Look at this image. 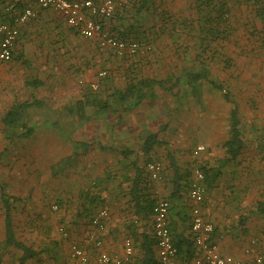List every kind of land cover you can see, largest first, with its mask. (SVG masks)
<instances>
[{
	"label": "crops",
	"instance_id": "crops-1",
	"mask_svg": "<svg viewBox=\"0 0 264 264\" xmlns=\"http://www.w3.org/2000/svg\"><path fill=\"white\" fill-rule=\"evenodd\" d=\"M2 1L0 0V2ZM101 22L104 28H108L109 31H115L116 28L113 25L116 26L121 23H115L114 19H101ZM48 24L51 28H54L53 35L57 38V47H59L57 50L59 52L55 50V54L66 53L67 56L73 57L75 53L76 55L83 53V51L78 52L79 47L77 48L75 39H73L74 37H80L78 32L73 27L68 26L57 11L42 9L34 20L29 21L20 28V34L11 60L0 61V93H2V97H0L6 103V105H2L4 111L0 112V171L3 165L9 167L19 164V162H25L21 174L18 175L20 181L18 192L11 190L12 180L10 177L5 175L0 177V264H78L69 256V247L73 243L83 248L89 260H93L99 251L119 256L123 253L124 239L131 236L127 226L129 221H136L137 226H139L137 232H142L144 228L151 233L144 220L138 222L136 217L129 215V210L124 209V202L118 201L120 196L117 195L119 191L117 185L120 181L116 182V180H120L121 174L126 171L123 165H126L130 159L139 156L136 153H139L141 141L137 138V134L141 131L156 133L160 141L148 154L151 157L149 162L159 161L162 165L161 172H158L157 176L152 177L151 172L148 171L151 176L149 191L157 198L169 199L168 227L173 241L181 246L180 252L177 254L179 264H185L182 258L184 253L182 245L188 241V238H192L190 231L192 202L188 198V189L184 187L185 179L182 175L188 166L191 167L192 171L195 165L204 170V198L198 205L204 219L213 225L210 234L211 240L217 245L222 254L231 255L235 259L241 260L243 264H253L255 255L264 250L263 90V93L260 94L263 104L260 103L259 108L256 110L258 118L255 121L245 122L243 127L240 126L243 145L234 158L227 154L224 145L230 136L229 126L226 133L227 139L218 140L221 141L220 148H213V142L210 138H202L201 141H198L199 144L204 145V150L193 154L188 149L190 145V142L188 143L189 136L192 134L188 131L192 124L182 122L181 115H176V117L173 115L172 120L168 121L164 118L162 107L157 110L153 119L150 120L152 123L144 120V123L140 124V121L136 122L133 118L131 120L132 125H125V123L124 125H117L112 122L111 125L105 126L106 131L113 135L114 133H120L122 130L128 133L135 132V139L132 138L131 140L115 139V136H112L109 141L103 139L93 143L84 137H76L80 129L74 124L65 127L52 123L43 125L42 120L40 122L36 120L33 124H30V117L33 114L40 115V117L43 115V112L38 113V111H43L39 109L42 103L40 97L35 93L43 84V80L36 78V75L31 72L26 73L27 77H25L23 84L29 87L32 94L24 100L16 98L15 93L19 87L17 82L20 80L17 75L19 74L17 70L19 69L18 63L21 62V59L22 62H25V54H29L31 51L29 43H34V36L37 32L43 30L42 26ZM59 39H62V41H59ZM61 42L63 45H61ZM43 52L45 55L44 50ZM51 54H53L52 50ZM38 62H40V65L46 62L47 66V58L39 59ZM49 62L51 66V63L56 61L52 60L50 56ZM78 62H82L80 64L82 65L81 68L86 63L83 58ZM71 65L73 68L80 66L75 65V61ZM23 66L26 70L29 68L27 63H24ZM23 101L29 103L38 101L39 105H32L23 112V116L28 118L27 121L24 119V122H26L25 127L22 124L6 127L2 123L4 114L11 106ZM180 110L177 114H182ZM49 112L54 114L55 117L59 114L56 110ZM63 115L65 116V113ZM133 121H135V124H133ZM28 128H31V132L29 135L24 136L23 133ZM198 128L196 130L200 134L207 130L204 123H201ZM43 132L50 133V138L55 140L56 151L53 154L52 162L57 166L55 175L62 174V184L59 181L60 185L56 186L55 193L58 199V205H55L59 207L57 221L60 222L58 228L63 227L65 229L68 227V234L65 235L68 238H56L55 242H53V239L49 244H46L49 248L45 243L42 245L37 244V242L31 244L26 240L18 239L34 251L30 257L23 258L20 249L5 245V209L2 196L7 198L17 195L16 198L13 196L15 198L13 203L20 202L24 204L20 199H17L20 197L19 192L24 189L23 196L28 195V191L25 190L29 180L27 178L28 172H33L30 175L37 173L36 169L34 171L28 170L27 154L42 147L41 138L43 139V136L41 138L39 136ZM79 142H85L83 143L85 146L78 145ZM124 147L132 150V153L125 158L121 153L122 150H125ZM59 150L67 151L64 154V152L60 153ZM39 157L34 152V156H31L29 161L37 166L41 163L38 160ZM142 159H139V163ZM129 171L133 174V169ZM115 174L117 175L114 177ZM109 175L114 180L108 179ZM190 180L192 181V172ZM124 185L125 183L121 184V186ZM39 186L42 185L39 184ZM100 195L104 197L103 203H101L102 198H100ZM96 197L98 205L96 204V208H93L92 203L94 202H91V200L96 199ZM98 206L107 210L108 213L103 220V229H98L90 223L91 217L97 212V209H100ZM15 209L16 207L13 204V209L11 207L13 225ZM24 210L23 215L26 214ZM26 221L27 219L23 217L22 223L24 224ZM36 223H39V221L34 222V224ZM96 238L100 240L99 245L94 242ZM190 241L194 247L192 240ZM154 251L156 254L155 246ZM135 256L138 257L137 252Z\"/></svg>",
	"mask_w": 264,
	"mask_h": 264
},
{
	"label": "rangeland",
	"instance_id": "rangeland-1",
	"mask_svg": "<svg viewBox=\"0 0 264 264\" xmlns=\"http://www.w3.org/2000/svg\"><path fill=\"white\" fill-rule=\"evenodd\" d=\"M170 1L174 4V9H179L181 16L184 14V16L192 17L190 23H188L189 25L183 26L182 19H176L177 28L172 30L173 33L168 32V29L171 30V22L166 21L164 24H167V26L164 27L165 31L163 33L156 28L157 34L154 36V33H149L147 39H145L146 35L138 37L140 40H135L137 38L135 35L120 38L125 41L145 42L150 46V49L140 50L133 56H130V53L120 56L109 48L100 47L96 39H87L79 34L80 37H74L73 39H75L77 48H81H78V52L83 51L81 55L75 53L71 57L70 55L67 56L66 53L55 54L54 51H58L59 47H57V38L53 35L54 28H51L49 24L42 26L43 30L37 32L34 36V43H29L31 51L29 54H25V62H22L21 59V62L18 63L19 69H17L20 80L17 82L19 87L15 97L20 98V100H24L32 94L29 87L23 84L25 77H27L26 73L31 72L36 75V78L43 80V84L35 92L42 103L39 109L43 111H38V113L43 112V115L40 117V115L33 114L29 123L33 124L36 120H39L38 122L42 120L43 125L52 123L65 127L74 124L80 129L76 137H84L93 143L103 139L109 141L112 136L121 140L135 139V132L128 133L122 130L120 133H114L113 135L106 131L105 126L111 125L116 119V115L113 116L109 113L96 115L97 113L93 112L96 108L90 105L85 106L83 113L78 109L79 101H86L87 92L94 96L103 97L106 92L111 90L110 85L122 86L124 83L123 72L129 67H134L133 64H136L135 67H139L145 76L157 79L165 78L171 74H183L181 73L182 70L188 67L206 68L210 77L220 83L224 90L228 91V98L224 97V92L214 90L204 84L194 87L187 86L184 83L180 85V93L177 96L174 97L159 91L161 100H146L129 113H125L123 116L125 125H132L131 120L133 118L136 122L140 121V124L144 123V120H148L150 123L157 110L162 107L164 118L168 121L173 115L175 117L181 115L182 122L192 124L190 125L192 131L189 130L188 132L192 133L191 136L193 135V137L189 136L188 143L190 142V145L188 149L193 153L194 148L200 145L198 140L201 141L202 138H210L213 142L212 147L220 148L221 141L218 140L226 138L232 102L237 105L240 126L243 127L244 123L250 120L255 121L258 118L256 110L262 103L260 94L264 92V23L253 15L251 7L246 5L245 2L227 0L229 10L228 15L223 17L224 21L220 24L221 29L219 31L221 34L218 38L215 36L208 37V43H204L206 54H200L197 58L196 54L201 53L198 39L205 40L200 33L202 23L196 19L195 12L194 14H191L190 11L183 13V9L187 5L185 0ZM36 17L29 21L34 20ZM128 19H131V17L126 15L119 22L127 24ZM115 23L117 22L115 21ZM142 24L145 23L142 22ZM102 26L104 27L103 24ZM117 26L119 25H113L114 28ZM106 30L112 35L114 34L108 28ZM143 30H145V27ZM195 32L200 33L197 39L193 38V36H196ZM174 38L176 41L173 40ZM59 41H62V39H59ZM61 45H63L62 42ZM51 50L53 54H51ZM50 56L52 60L56 61L52 62L51 66ZM46 58L47 66L46 62L40 65L38 60ZM81 58L86 62L82 68V65H80L82 62H78ZM200 60L201 63H199ZM74 61L75 65H80L78 68L76 66L75 68L72 67L71 64ZM24 63L29 64L27 70L23 66ZM42 65L43 67H41ZM99 71L106 72L103 79L98 77ZM92 83L96 84V88L91 87ZM0 96L2 97V93H0ZM1 97L0 112L4 111L2 105H6ZM54 110L59 112L56 117L49 112ZM178 110L182 114H177ZM63 113H65V116ZM78 114H85L90 117L84 120L83 116H78ZM135 121H133V124H135ZM201 123L207 126V130L202 134L196 130ZM145 134L141 131L137 134V138L140 139ZM39 137L43 142L42 147L32 150V154L30 152L27 154L28 170L34 171L36 169L37 173L30 175L33 172H28L27 178L29 180L25 189L28 191V195L23 196L24 189L20 190V197L17 199H20L24 204L20 202L13 203L16 207L13 222L15 236L18 239L26 240L31 244L37 242V244L42 245L45 243L46 245L53 239V242H55L56 238L67 239L69 229L68 227L65 228V237L60 234L58 231L60 222L57 221L59 207L56 209L52 207L55 204L58 205V199L55 195L56 186L59 181L62 184V174L55 175L57 166L52 162L53 154L56 151L55 140H52L50 138L51 134L47 132H43ZM219 148L217 149L219 150ZM59 151L65 154L67 150ZM34 152L37 153L38 157L40 156L38 160L41 163L37 166L29 161L30 157L34 156ZM24 165V161L9 167L3 165L0 171V177L4 175L10 177L12 180L11 190H14V192L19 190L18 175L21 174ZM39 184L42 186H39ZM23 210L26 213L25 215H23ZM23 217L27 219L24 224L22 223ZM38 221L39 223L34 224ZM46 246L48 247V245Z\"/></svg>",
	"mask_w": 264,
	"mask_h": 264
},
{
	"label": "trees",
	"instance_id": "trees-1",
	"mask_svg": "<svg viewBox=\"0 0 264 264\" xmlns=\"http://www.w3.org/2000/svg\"><path fill=\"white\" fill-rule=\"evenodd\" d=\"M187 3L186 8L184 7L183 13L185 11H190V13L196 14V19L202 23L200 27V33L203 35V39H198L199 46L201 47V53L196 54V57L199 58L200 54H206V45L204 43H208L207 39L212 37H219L221 32L219 31L220 24L224 21L223 17L228 15L229 7L227 6V0H185ZM240 3L245 2L246 5L251 7V11L254 13L253 15L258 17L264 23V0H238ZM119 12V13H118ZM126 15L130 16L131 19H128L127 24L120 23L119 26L116 27V30H111L113 36L117 38H128L129 36H136L135 40H140L138 37L145 36V39L149 38L147 35L149 33H154V36L158 31L162 33L165 31L164 27L167 24H164L166 21L171 22V30L168 29V32L172 31L176 26V19H182L181 22H184V25H189L191 18L188 15L181 16L179 14V9H174V4L171 3L170 0H132L128 5L118 8L114 15L110 19H114L116 22L122 21L123 17ZM181 17V18H179ZM222 17V18H221ZM190 19V20H189ZM131 20V21H130ZM145 23V24H142ZM144 25V26H143ZM143 26V27H142ZM145 27V30H143ZM199 32H195L196 36H193L194 39L198 38ZM143 39V38H141ZM176 41V39H173ZM135 54V53H134ZM133 56V54H130ZM128 59V58H125ZM127 61V60H126ZM201 63V60L200 62ZM134 67H129L127 70L123 72V85L122 86H111V90L106 92L103 97L94 96L91 94H86V101H79L78 109L80 112L84 111L86 105H90L93 108V112L97 113H109L110 115L115 116L116 119L114 122L117 125H124L123 116L126 113H129L134 108L138 107L142 102L146 100H161L159 91H163L168 95L177 96L180 93V85L194 86L199 87L200 85H206L214 90H219L224 92V97L228 98V91L224 90L220 83L212 79L209 75V72L206 68H195L188 67L183 69L181 73L183 74H171L162 79H157L153 77L145 76L139 67H135L136 64H133ZM132 65V66H133ZM108 76V75H107ZM106 76V78H107ZM105 77V76H104ZM104 77H101L103 79ZM109 77V76H108ZM108 87V86H107ZM107 89V90H108ZM39 105L38 101L34 102H20L11 106L2 118V123L6 127H12L17 125L26 126L27 116H23V112L32 105ZM230 110V124H229V138L225 142L226 152L227 154L234 158L240 152L243 141H242V130L240 128V119L238 114V108L236 103H231ZM25 115V114H24ZM78 116H83L84 120H87L90 116L78 114ZM27 128V127H26ZM31 132V128L26 129L23 135H29ZM140 146L139 153L136 155H142L141 157L136 156L135 159H130L126 165H123L124 169H126L125 173H122L120 181L118 183L119 191L117 193L120 198L118 201L124 202V206L126 210H129V215H133L137 218L138 222L141 220L145 221V224L148 225L150 231L147 229L142 230V232H137L136 221H129L128 229L129 233L131 232V245H132V254H131V264H156L157 256L154 251V246L156 244L155 238L153 236V228H152V210L156 201L160 198L153 196L150 190L151 184V176L148 173L146 165L151 160L149 157V153L153 150L154 146L158 145L160 141L157 138L156 133L146 132V134L140 138ZM83 143L79 142L78 145L85 146ZM125 148V147H124ZM122 155L125 157L129 156L132 153L131 149L125 148V150L121 151ZM140 158H143L140 162ZM173 166V164H172ZM130 169H133V174L130 173ZM162 169V168H161ZM161 169L159 172H161ZM203 170V169H202ZM191 167L188 166L186 171L183 173V177L185 179V186L189 190L191 188L192 181L191 177ZM204 172V170H203ZM117 174L114 175V177ZM114 180L112 176L109 175L108 179ZM115 182V183H116ZM121 186V184H124ZM178 189V186H177ZM100 191V189H99ZM102 198L101 203H103L104 197L100 195ZM170 198V197H169ZM125 199V201H123ZM166 199L167 198H161ZM15 198L13 196L3 197L2 203L5 209L4 213V236H5V245H10L15 248H18L23 253V258L30 257L34 253V251L26 246L23 242L19 241L15 236L14 225L12 223V212L11 207L13 209V202ZM96 208L97 197L96 199H92L91 202ZM170 203V202H169ZM98 205V204H97ZM102 205V204H101ZM170 206V205H169ZM98 208H102L99 207ZM98 210V209H97ZM146 231V232H145ZM191 239L188 238V241L182 245L183 253V261L185 264H188L191 258L194 255V247L191 244ZM175 246L178 249V254L180 252L181 246L178 243H175ZM136 252L138 253V257L135 256Z\"/></svg>",
	"mask_w": 264,
	"mask_h": 264
},
{
	"label": "built area",
	"instance_id": "built-area-1",
	"mask_svg": "<svg viewBox=\"0 0 264 264\" xmlns=\"http://www.w3.org/2000/svg\"><path fill=\"white\" fill-rule=\"evenodd\" d=\"M132 0H3L0 2V61H10L12 53L20 34V28L29 20L33 19L42 9L57 11L63 17L65 23L73 27L80 36L87 39H96L102 48H109L116 54L123 56L125 53L134 54L140 50H148L150 46L145 42L125 41L113 36L103 26L101 19L111 18L118 8L128 5ZM105 71H99L98 77H104ZM96 88V84H91ZM200 144L194 148L197 154L204 150ZM147 170L151 176H157L162 168L159 161L149 162ZM204 172L195 165L192 168V183L188 198L192 202L190 208V231L196 254L190 264H243L241 260L231 255L222 254L217 245L211 240L213 230L211 222L204 219L200 212L199 203L204 198ZM53 209L57 205L52 206ZM169 202L166 199H158L152 210V228L155 238L156 264H179L177 260L178 249L168 227ZM108 215L107 210L100 208L91 217V225L103 229V220ZM58 231L65 236L63 227ZM99 245L100 240L95 239ZM131 239L125 238L122 255H111L99 251L93 260L82 247L71 244L69 249L70 258L78 264H131L132 254ZM253 264H264V250L257 253Z\"/></svg>",
	"mask_w": 264,
	"mask_h": 264
}]
</instances>
